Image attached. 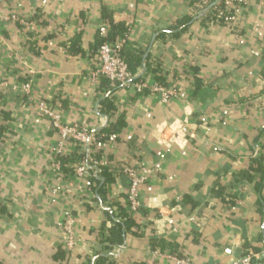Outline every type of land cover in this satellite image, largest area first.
Here are the masks:
<instances>
[{
  "label": "crops",
  "instance_id": "crops-1",
  "mask_svg": "<svg viewBox=\"0 0 264 264\" xmlns=\"http://www.w3.org/2000/svg\"><path fill=\"white\" fill-rule=\"evenodd\" d=\"M215 3L0 0V15L18 19L0 23V264H145L153 242L196 264H229L249 251L264 264V0H226V23L204 26L201 13ZM102 9L127 28L129 49L158 65L163 86L184 99L165 105L154 93L89 80L92 47L110 31ZM188 14L187 30L171 37ZM74 40L83 55L67 52ZM40 102L62 124L95 134L119 120L125 126L89 151L65 144L67 172L51 180L59 136L39 117ZM184 121L190 131L177 136ZM81 158L105 171L75 176ZM122 167L146 179L134 233L117 227L127 210ZM67 223L71 251L63 245Z\"/></svg>",
  "mask_w": 264,
  "mask_h": 264
},
{
  "label": "built area",
  "instance_id": "built-area-1",
  "mask_svg": "<svg viewBox=\"0 0 264 264\" xmlns=\"http://www.w3.org/2000/svg\"><path fill=\"white\" fill-rule=\"evenodd\" d=\"M207 13L208 11H205L201 15L205 16ZM217 17L218 19L220 18V16ZM1 22H18V19L14 16L3 17L0 15V23ZM209 25L213 26V23L210 22ZM126 46V38L118 39L112 44L105 43L101 45L94 56L95 65L88 74L89 80L95 84H100L105 80L108 83L118 85L119 87L132 88L135 92L140 94L145 91L154 93L160 97L161 102L165 105H169L174 99L185 98L183 92L166 89L158 83L150 82L148 76L145 74V63L142 64L141 68H139L136 73L132 74L122 56V51ZM136 78H140L142 81L133 82ZM29 86L28 83L22 86L24 93H28ZM37 113L39 117H44L51 121L53 129L59 136V142L52 152V159L48 164L47 172L51 180L62 181L64 175L59 157L64 156L65 144L70 143L74 146H80L85 151H89L98 143V136L79 124H62L60 117L43 102L38 104ZM189 131L188 121H184L178 126L176 135L178 136L181 134L184 136L187 135ZM258 151L259 149L257 148L255 154ZM75 165V176L83 177L86 172L91 171L94 178L98 177L100 167L104 166L102 163H91L84 158L76 161ZM119 175H122L127 180V209L128 213L133 216L141 209L138 189L146 179L136 167H122L119 169ZM65 230L68 235L65 238L63 245L67 251H71L74 248L75 240L69 231V223L65 226ZM256 258L257 255L249 251L243 256L232 260L229 264H252ZM160 259L169 260L173 264H196L188 258H179L167 252H160L158 250L150 252L145 264H156L157 260Z\"/></svg>",
  "mask_w": 264,
  "mask_h": 264
},
{
  "label": "trees",
  "instance_id": "trees-1",
  "mask_svg": "<svg viewBox=\"0 0 264 264\" xmlns=\"http://www.w3.org/2000/svg\"><path fill=\"white\" fill-rule=\"evenodd\" d=\"M225 3H226V0H216L215 5L213 7H211L210 10H208V13L204 17L201 18V20H200L201 23H203L204 26H208L210 22H212L213 25H223L224 23H226L229 15H230V10H228ZM102 16L104 19L109 20L110 31L108 32L107 38H101V37L96 38L95 44L92 47V50H93L92 54L94 56L96 55V52L101 45H103L105 43L112 44L116 40L124 39L127 36V28L124 26V24L113 23L110 15H109V12L106 9H102ZM217 16H220V18L218 19ZM192 19H193L192 16H190L189 14L183 16L181 19H179L177 21L175 26H173L169 29L170 32L168 34L173 38L178 37L181 32H184L185 30H187L190 23L192 22ZM164 37H165V34H162L159 36V38H164ZM64 47H66L67 52L71 55H77V54L83 55L81 49L79 48V44L76 40H74L70 44L65 45ZM122 56L125 59V62L127 63V66H128V69L132 74L136 73L137 70L139 68H141L142 64L145 63V74L151 75L154 82H156L162 86L164 85L162 82V79L157 76V74L159 72V68H158L159 66L156 65V66L152 67L151 63L148 62V58H146L143 61V54H141L137 51H134V50H130L128 43H127V46L122 51ZM195 72L196 71H194V73ZM141 81L142 80L140 78H136L133 80V82H141ZM109 84L110 83H108L105 80L102 81V87L103 86L106 87ZM110 85L113 86L112 87L113 89L119 87L118 85H115V84H110ZM195 91L196 90H193V93H195ZM106 103H107V101H103L102 103H100V107L104 108L106 111L111 110V106L109 104L106 105ZM124 126H125V124L122 122V120L117 121L116 124H111V126H109L108 128H105L103 131H100L97 134L98 142L104 143V142L108 141L111 137L118 135ZM59 160L61 163V169H63V164L68 162L69 158L66 156H61V157H59ZM255 162L260 166V160L259 159H255ZM102 171L103 172L105 171V167H100V173H102ZM64 172L66 173L67 170H64ZM237 177H235L234 179H235V181L237 180V182H238L239 177L238 178ZM105 181H106L105 183H107V184L110 183V180H105ZM98 195H99V200L103 201L102 195H100V194H98ZM126 199H127V197L125 195V201H126ZM126 203H127V201H126ZM119 224L117 225V227L122 226L125 233L126 232L134 233L131 231V229L134 227V223L132 221V216L128 213V209L124 213L121 214V221ZM113 237H114V230H111V236L109 239L112 240V239H114ZM167 247L169 248L167 243H165V244L164 243H158L157 244V243L153 242V245H152V248H156L160 252L165 251V249ZM252 264H254V261L252 262Z\"/></svg>",
  "mask_w": 264,
  "mask_h": 264
},
{
  "label": "rangeland",
  "instance_id": "rangeland-1",
  "mask_svg": "<svg viewBox=\"0 0 264 264\" xmlns=\"http://www.w3.org/2000/svg\"><path fill=\"white\" fill-rule=\"evenodd\" d=\"M204 11H206V12H207L208 10H204ZM202 13H203V12H202ZM202 13H201V14H202ZM208 27H211V25H209Z\"/></svg>",
  "mask_w": 264,
  "mask_h": 264
}]
</instances>
